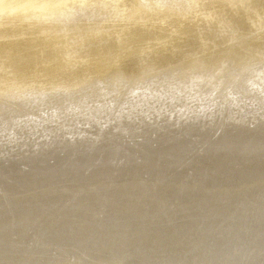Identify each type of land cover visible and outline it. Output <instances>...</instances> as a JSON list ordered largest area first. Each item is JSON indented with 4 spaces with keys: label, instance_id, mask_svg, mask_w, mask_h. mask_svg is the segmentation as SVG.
<instances>
[{
    "label": "clouds",
    "instance_id": "obj_1",
    "mask_svg": "<svg viewBox=\"0 0 264 264\" xmlns=\"http://www.w3.org/2000/svg\"><path fill=\"white\" fill-rule=\"evenodd\" d=\"M222 65L230 68L225 95H246L249 77L264 76V0H0V128L16 129L26 157L17 173L31 174L32 162L55 143V154L42 160V191L55 196L71 187L78 196L109 197L129 185L167 189L170 198L156 204L162 217V203L173 207L200 178L215 177V161L264 165V115L236 121L225 112L196 133L172 138L167 148L154 135L152 151L144 148L141 125L160 118L154 112L99 126L145 86ZM99 82L110 86L107 98L100 97ZM260 90L264 105V82ZM61 92L86 95L90 106L62 113L51 141L32 142L30 130L18 125L36 110L27 97L51 93L62 107L64 97L54 95ZM98 101L103 110L95 108ZM12 159L5 139L0 171ZM0 179L6 186L11 181L6 172ZM161 245L157 238L103 249L41 234L11 236L0 241V264H264V239L259 245L243 236L194 241L179 251Z\"/></svg>",
    "mask_w": 264,
    "mask_h": 264
},
{
    "label": "bare ground",
    "instance_id": "obj_2",
    "mask_svg": "<svg viewBox=\"0 0 264 264\" xmlns=\"http://www.w3.org/2000/svg\"><path fill=\"white\" fill-rule=\"evenodd\" d=\"M229 71L228 65L215 69L197 68L145 86L138 90V96L133 95L134 100L142 104L127 103L121 108L125 110L121 113L127 115L120 118L114 116L109 125L122 119L137 121L138 114L144 111L156 113L160 118L152 125H141L147 141L144 148L152 151L154 135L159 147L167 148L172 138L198 132L215 112L216 116L226 112L228 119L236 121L264 115L260 99V83L264 82V76L259 72L249 77L246 95L228 92L232 101L218 98L217 95L224 91L223 75ZM191 81L192 84H189ZM100 86L110 87L103 82L95 87ZM208 86H217V90L203 98ZM51 95L30 94L27 102L35 108L51 104L56 110L71 103L86 106L91 103L80 100L88 98L83 94L77 97L67 92L55 93L63 96V102H66L60 107L52 101ZM205 108L201 119H185L191 114L198 115ZM169 115L178 120L168 127L162 121ZM169 120L173 118L169 117ZM23 127L30 130L34 142L36 138H41L39 125L28 123ZM53 130L58 129L55 127ZM5 132L17 135L15 128H8ZM56 147L52 143L41 159L32 162L31 174L17 173L20 162L26 159L23 152L0 171V177L4 172L11 177L7 186L0 179V241L11 236L23 238L41 234L65 242H83L94 248L119 249L128 245H151L159 238L163 248L179 251L194 241L210 244L243 236L259 245L264 239V180L261 178L264 165L259 160L239 165H233L229 160L215 161L219 169L215 177L200 178L191 194L173 207L162 203L166 212L161 217L156 215V204L170 198L167 189L157 191L147 186L129 185L109 197L78 196L71 187L55 196L42 191L39 187L42 160L54 155ZM130 174L125 173L126 176Z\"/></svg>",
    "mask_w": 264,
    "mask_h": 264
},
{
    "label": "water",
    "instance_id": "obj_3",
    "mask_svg": "<svg viewBox=\"0 0 264 264\" xmlns=\"http://www.w3.org/2000/svg\"><path fill=\"white\" fill-rule=\"evenodd\" d=\"M193 81L189 82V84H192ZM161 85V84H160ZM201 86H207V85H203L201 84ZM217 86H208L207 91L205 92V94L203 95L205 97L210 96L209 94H212L214 91H216ZM110 88V87H109ZM109 88H104L102 86L97 87V91L100 95L101 98H107L109 95ZM218 98H228L231 100V98H229V94L227 93V95L224 94V91H221L219 93V95H217ZM66 98H70L68 96H66ZM82 101H88V98H82L80 99ZM202 100V99H201ZM232 101V100H231ZM66 102H63V104H65ZM131 103L133 104H142L137 100H134V98H132ZM90 105L86 106L83 104H78V103H71L67 106H65L64 108L58 109L56 110L54 105L51 104H42L40 106H38L36 108V110H40L39 113H28L26 115V117H24L23 119H21L20 121H18V124H21L22 126H25L28 123H32V124H36L39 125L41 128V136H43L45 138V141H49L51 139V137H54L57 131H54L53 129L57 127L58 125V121L61 120L62 117V113H72V114H77L81 111L82 108L85 107H89ZM126 106V105H125ZM95 108L98 110H103L104 109V105L101 104L99 101L95 104ZM205 109L200 110V113L198 115H189L188 117H186L185 119H189L191 121H194L196 117H199L200 119L203 117ZM251 110H258V109H252ZM122 111H125L123 109H119V113L120 115H118V118L126 116V113H121ZM217 112H215V114L211 117L216 116ZM168 119L163 120L162 122L164 124H166L168 127L172 126L177 120L178 118L172 115L167 116ZM169 117H172L173 120H169ZM209 119V118H208ZM207 119V120H208ZM156 121V120H155ZM100 127H108L109 126V120H103L100 124ZM50 137V138H49ZM5 139L7 140V145L8 148L12 151L14 156H17L19 153H21V151L19 150L17 141H18V137L16 134H14L13 132H5L4 130H0V149L4 148V144H5ZM39 140V138H36V141ZM32 142H34L32 140ZM14 161L9 162L7 164L10 165L12 164ZM16 203H14L15 205ZM13 205V207H14Z\"/></svg>",
    "mask_w": 264,
    "mask_h": 264
}]
</instances>
